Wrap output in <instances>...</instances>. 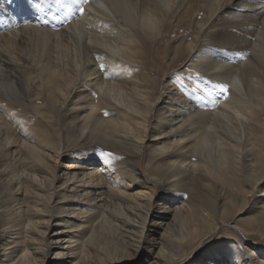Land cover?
<instances>
[{
  "label": "bare ground",
  "instance_id": "obj_1",
  "mask_svg": "<svg viewBox=\"0 0 264 264\" xmlns=\"http://www.w3.org/2000/svg\"><path fill=\"white\" fill-rule=\"evenodd\" d=\"M13 2L0 0L8 8L0 11V264H44L51 251V264H264V247L233 236L264 237V0H205L192 38L164 48L161 59L171 52L165 66L173 67L188 48L207 85L186 93L166 82L150 131L158 98L156 80L143 71L155 69L150 40L183 16L189 0ZM162 70L156 67V78ZM36 81L62 146L51 138V123L39 134L14 109L31 107ZM106 94L126 108H104ZM92 131L95 142L129 152L130 163L116 169L81 157ZM61 148L71 160L57 173ZM145 148L147 175L164 192L159 205L139 169ZM56 185L63 201L52 203ZM180 189L198 203L179 198ZM256 191L258 204L249 208ZM54 212L62 229L46 235ZM153 215L171 217L170 225ZM223 229L232 233L226 241L218 239Z\"/></svg>",
  "mask_w": 264,
  "mask_h": 264
},
{
  "label": "rangeland",
  "instance_id": "obj_2",
  "mask_svg": "<svg viewBox=\"0 0 264 264\" xmlns=\"http://www.w3.org/2000/svg\"><path fill=\"white\" fill-rule=\"evenodd\" d=\"M17 3H18V0H14L13 5H16ZM204 4H205V0H189V4L186 5V9H185L186 12H183V16L181 18H178L177 20H176L175 16L170 18V22H169L170 26L167 27V29L164 32L161 31L160 33H157L156 36L154 35L153 38L150 40V41L154 40V42L148 48V50H150L148 56L151 55V57H152L154 55L153 58L156 57L157 60L153 61L154 65H155V69L152 66H151L152 68L150 66H148V67H146L147 69L144 68L143 71L146 72L147 76H148V73L150 72L149 73L150 78L151 79L154 78L156 80V86H155L156 89H155V91L157 93L154 92L153 95L154 94H155V96L158 95L157 96L158 98H156L154 100V103H156V104L154 105L153 110L150 112V114H151L150 118L151 119L149 118V120H148V128H149V130H147V131L151 130L152 126L154 125V123L156 121L155 113H156L157 106L158 105L162 106L163 102L166 101L165 96H164V91H163V85L164 84L166 85V82L168 83L167 85L169 87L173 86L174 88L182 89L186 93L187 92L191 93L192 90H195L196 83H198V82H202L203 81V83H201V84L207 85L206 83L209 80V77H207L205 75H202V73L200 71H197L198 68L196 67V64L192 62V59L190 57L193 54V51L191 53H189V49L188 48L182 54V57H181L182 59L181 58L178 59L179 61L177 60L178 62L176 61L175 65L173 67H166L165 66V65L168 64V61L170 60V57L172 56V53L170 52L171 50L168 49V52H170V53L166 57L161 59L162 55H163V52H164V50L167 47H169V48L170 47L171 48L174 47L175 48V47L181 46V45L185 46L186 43L189 42V38H192V36L194 35L193 34L194 28L192 26V21L200 18L203 15L202 8H203ZM7 9L8 8L2 7V6L0 7V11H2V12H5ZM24 20L33 22V18L32 17H29V19H24ZM5 32L6 31H4L3 29H0V40L1 41L3 40L2 42H4V40H5V37H4L5 36V34H4ZM154 43H155V45H154ZM198 45H199V42L197 43L196 46H198ZM185 49L186 48L181 49V51H183ZM1 50H2V46L0 45V51ZM148 56H147V59L151 60L150 62H152V59H150L151 57L150 56L148 57ZM155 62L158 63V64H156ZM158 65L163 66V70L162 71L165 72V74L162 75L161 79L160 78H156L157 75L155 76V74L157 72L156 71V67L157 68L160 67ZM188 78L194 79L195 82H190V80ZM41 83L39 81L38 82L36 81V82L33 83V84H36L35 86H33L32 83H31L32 85H30L31 87L32 86L34 87L33 88V96L30 97L33 101L31 100L29 102V105H31V103L33 102L31 107H29V106H25L24 107L22 105L14 106L15 110H17V111L21 110V113H19L17 116L22 121V123L26 127L35 130L39 134H43L45 131L49 130V125H48L49 112L45 111V110H47V103H46L47 102L46 101V99H47L46 96L47 95H46L45 92L43 93L44 88L42 86L43 83L42 84ZM76 87H79V88H76L77 91L84 89L83 86H77L76 85ZM87 94H88V91H87ZM109 94H111V93H109ZM109 94H106V95L108 97H110V98H108L107 96L106 97L110 101L109 100L106 101V99H101L100 98V102H101V104L103 106H104L103 103H107L108 106H109L108 107L107 104H105L104 108L105 107L106 108H111V106L109 104L121 105L123 108H126V107L123 106V104H120L119 102H117L116 99L113 100V98H111V95H109ZM44 96L46 97V99H45ZM197 97L200 98V96H197ZM35 98H37V99H35ZM94 98H97V97L94 96ZM101 100L104 101V102L102 103ZM115 100H116V103H115ZM41 104H43V105L41 106ZM33 106H35V108ZM39 106L42 107L43 113L41 112V110H37V108ZM33 108H34V110H33ZM72 108H75V107L74 106H70L68 108V110L65 109L64 111L67 114H69L71 112ZM35 109H36V111H35ZM75 114H77L79 117L83 116V112H81V111H78L77 113H74L72 111V115L74 116ZM49 123H51L50 128L53 131V133L51 134V138H53L52 140L57 139L58 141H60V144L62 146L64 144L63 143L64 142V134H62V132L60 130H58V129H60L59 122L57 120H55V121H51ZM89 131H91V130H89ZM148 134L150 135L149 132H148ZM93 136H94L93 131L91 132V134L89 136L88 135L84 136L83 140L85 142H89L90 144H88L86 146H82V148L80 149L81 151H79V154L82 155L81 157H85V158L92 159V160H97L99 162H107L111 166H114L113 164H115V166H114L115 168L116 167H121V169H122V166H123L124 163H127V164L130 163V161L128 160V156L130 155L129 152H127V151H123L122 152L120 149H118L117 146H112L110 144L102 145L99 142H95V140L92 138ZM144 147H146V143H144ZM102 153H109L111 155H102ZM147 155H148V151L146 149L145 153H144V157H142L140 159L139 169L143 173L144 177L146 178L147 187H151V188L155 189L154 199L153 200L154 201L156 200L155 202H157L158 199H162V197H164V192H163L161 186L157 183V180L155 178H153L152 176H150V174H149V176L147 175V172L150 171V168L148 167V164L150 163V156L149 155L147 156ZM152 156H153V154H152ZM69 160H71V157L68 154V150L65 149V148H61L59 150L58 157H55L56 166L54 168V171L57 172V173H60L61 171H63L66 162L69 161ZM124 166L126 167V164H124ZM56 184H58V183H56ZM61 188L62 187H57V185H56L55 194L53 196V199H52L53 202L52 203H58L60 201H63L62 198H61V194L62 193L60 192ZM180 192L182 193V196H179V198L183 197V199H184V197H187L188 200L190 199L189 201L192 204L196 205L198 203V200L196 198V194L195 193H192L188 189L187 190L180 189ZM260 193L261 192H257L256 191L255 192V196L252 195V196L248 197L247 201H248L249 208L252 207V205L254 204L256 199L258 201V196H259ZM153 200H152V203H155ZM173 202L174 201H172V202L170 201V203H172L173 207L178 206V204H175ZM160 203H163V202L162 201L157 202V205H159ZM257 204H258V202L256 204H254V206H257ZM155 209H157V207H155ZM151 210H152V206H151ZM158 210L160 211V209H158ZM162 214L166 215V213H162ZM56 215H57V213L54 212L53 213V217H52V219H51V221H50V223L48 225V228H47V231H46L47 232L46 235L47 234H51L52 232H56V231H59V230L62 229L61 227H59V224H56V222L53 220ZM153 216H155V221L156 222H158L160 220H164L165 224L166 223L169 224L171 222V219H170L171 217H167L166 216V217L161 218V216H160V218H159V217H157V215H153ZM249 216H250V213H247V214L244 215V218H248ZM137 220L138 221H135L134 223L137 224V225H140L141 219L137 218ZM165 224L162 226L163 229L165 228ZM156 228H158V227H156ZM157 232L161 233L162 229L158 228L156 233H154L155 237L158 239V238H160V234L157 233ZM233 232H234L233 236L235 237V239L237 241H238V238H239V240H241V242H243L244 239L247 238L251 242V244H253V246H255L257 248L259 246L260 247H264V237L263 238L260 237L257 233H253V232L247 231V237H245L240 232H237V231H233ZM231 234L232 233H229L228 231H225L223 229L222 231H219L218 239H220V241H223V240L226 241L228 239V237L231 236ZM209 242H210V244H213L215 242L214 238L210 239ZM52 255L53 254H52V251H51L48 254V260L45 261L44 264H51L53 262L52 261ZM126 263L127 264H139L140 261L138 262V261H136L135 258H133L130 262H126ZM141 264H144V263L141 262Z\"/></svg>",
  "mask_w": 264,
  "mask_h": 264
},
{
  "label": "snow or ice",
  "instance_id": "obj_3",
  "mask_svg": "<svg viewBox=\"0 0 264 264\" xmlns=\"http://www.w3.org/2000/svg\"><path fill=\"white\" fill-rule=\"evenodd\" d=\"M104 68H105V65L101 64L100 69H101L102 72L104 71ZM219 87H221V90L224 91V92H227V90H228L226 86H219ZM102 155H111V154L102 153Z\"/></svg>",
  "mask_w": 264,
  "mask_h": 264
}]
</instances>
